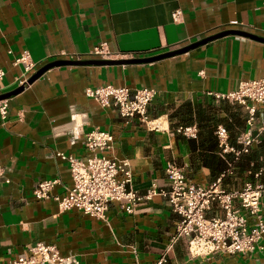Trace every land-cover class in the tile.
Returning <instances> with one entry per match:
<instances>
[{
    "label": "crops",
    "instance_id": "obj_1",
    "mask_svg": "<svg viewBox=\"0 0 264 264\" xmlns=\"http://www.w3.org/2000/svg\"><path fill=\"white\" fill-rule=\"evenodd\" d=\"M230 30L264 39V0H0V70L6 72L0 96L15 90L23 67L13 63L25 53L36 64L33 76L56 61L100 60L91 52L101 45L115 61L144 59ZM253 80H264V42L229 36L149 64L56 67L8 99V117L0 116V264L29 256L38 242L55 245L77 264H155L166 252V264H264V237L248 256L192 258L187 239L172 246L180 217L160 195L131 215L112 204L105 223L77 210L61 212L54 198L38 200L33 193L44 181H57L54 197L73 187L70 164L58 154L86 161L85 137L93 130L113 135L107 155L130 163L142 196L153 186L166 188L173 162L202 186L224 175L223 189H243L256 181L264 139L238 159L225 152L217 129L224 127L228 148L238 149L248 114L217 96ZM108 85L155 90L150 124L128 123L85 94ZM180 127H195L196 137L178 133Z\"/></svg>",
    "mask_w": 264,
    "mask_h": 264
},
{
    "label": "built area",
    "instance_id": "obj_2",
    "mask_svg": "<svg viewBox=\"0 0 264 264\" xmlns=\"http://www.w3.org/2000/svg\"><path fill=\"white\" fill-rule=\"evenodd\" d=\"M172 17L178 22L182 12L178 10ZM91 56L100 60L113 58L105 45L96 48ZM13 65L23 67V72L15 80V89L23 86L29 88L36 64L25 53L15 59ZM5 77L6 72L0 70V93L4 90L1 84ZM85 94L102 108L116 110L126 122L140 120L147 125L150 124L149 109L157 96L155 90L148 88L133 90L112 85L88 88ZM217 98L243 106L248 114L246 129L238 139V149L228 148L229 135L224 127L217 129L220 145L225 152H233L238 159L249 154L254 145L264 139V80L242 82L236 91L218 95ZM8 111V100L0 101L2 120L7 119ZM177 132L192 138L197 135L195 127H180ZM85 145L90 154L86 161L58 154L59 158L70 164L73 187L63 197H54L57 181H44L34 189L35 198H54L61 212L77 210L85 216L109 223L112 204L118 203L122 210L131 215L136 213L140 204L160 195L168 200L173 212L180 217L172 246L181 239H187L192 258L248 256L260 249V241L264 237V182L259 179L264 175V158L259 172L253 175L256 181L246 183L241 190L223 189L224 175L209 186L197 184L188 178L186 166L173 162L166 169V188L159 190L153 186L142 196L133 187L134 174L130 163L107 155L114 148L111 133L93 130L86 135ZM4 175L5 169L0 166V180ZM6 181L9 183V180ZM216 209L220 215L211 216ZM29 251V256H22L14 263L77 264L75 258L62 256L52 244L38 242ZM167 256L168 252L155 264H166Z\"/></svg>",
    "mask_w": 264,
    "mask_h": 264
},
{
    "label": "water",
    "instance_id": "obj_3",
    "mask_svg": "<svg viewBox=\"0 0 264 264\" xmlns=\"http://www.w3.org/2000/svg\"><path fill=\"white\" fill-rule=\"evenodd\" d=\"M229 36H241V37H247L256 41L264 42L263 38H259L257 36L247 34L244 32L240 31H235V30H230V31H225L219 34H216L214 36H211L209 38H205L203 40H200L194 44H191L183 49L173 51V52H168L156 57L152 58H144V59H133V60H120V61H115V60H95V61H85V62H79V61H56L51 64H48L45 66L43 69H41L37 74L33 75L29 81V84L32 85L38 78H40L44 73L49 71L50 69L56 68V67H63V66H77V65H97V66H111V65H126V64H149L157 61H161L164 59L176 57L182 54H185L187 52H190L194 49L200 48L204 45H207L211 42H214L216 40L229 37ZM27 89V86L20 87L18 89H15L14 91L1 95L0 96V101L2 100H8L19 93L25 91Z\"/></svg>",
    "mask_w": 264,
    "mask_h": 264
},
{
    "label": "trees",
    "instance_id": "obj_4",
    "mask_svg": "<svg viewBox=\"0 0 264 264\" xmlns=\"http://www.w3.org/2000/svg\"><path fill=\"white\" fill-rule=\"evenodd\" d=\"M262 154H264V151H263ZM262 154H261V155H262ZM259 156H260V155H259ZM252 160L255 161V162H257L259 159H257V158L254 156V157H252ZM260 168H261L260 164H259V163H255L254 170H259Z\"/></svg>",
    "mask_w": 264,
    "mask_h": 264
}]
</instances>
